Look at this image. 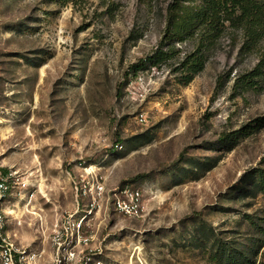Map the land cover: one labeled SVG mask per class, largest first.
I'll return each instance as SVG.
<instances>
[{
  "label": "rangeland",
  "instance_id": "1",
  "mask_svg": "<svg viewBox=\"0 0 264 264\" xmlns=\"http://www.w3.org/2000/svg\"><path fill=\"white\" fill-rule=\"evenodd\" d=\"M179 1L0 0V164L27 184L5 205L19 244L48 249L56 220L91 204L99 180L109 209L89 233L105 264H264V193L243 190L264 169V126L235 144L264 117V83H236L264 43L245 50L228 27L184 84L176 66L198 38L167 32ZM170 46L173 59L131 68ZM125 184L144 188L139 217L108 201Z\"/></svg>",
  "mask_w": 264,
  "mask_h": 264
},
{
  "label": "trees",
  "instance_id": "2",
  "mask_svg": "<svg viewBox=\"0 0 264 264\" xmlns=\"http://www.w3.org/2000/svg\"><path fill=\"white\" fill-rule=\"evenodd\" d=\"M228 27L241 31L244 36L243 49L251 51L261 48L264 43V0H180L177 3L169 15L167 32L171 33V38L177 35L180 40H183L184 35L198 38L195 48L176 66V70L181 72V81L184 84H189L194 76L203 70L207 61V50ZM175 49L174 46L167 49L161 47L151 57L142 59L131 68L137 73L144 69L149 61L157 65L173 59L176 55ZM236 83L245 89H255L264 83V53L256 67L239 77ZM263 126L264 117L257 119L254 126L249 125V128L235 131V144L241 136H246ZM226 136L223 135L221 139L226 140ZM246 183L251 186L243 188L246 194L264 193V169L249 172ZM241 255L245 262L250 261L248 256H243V253ZM225 260L228 263H239L232 252L225 255Z\"/></svg>",
  "mask_w": 264,
  "mask_h": 264
},
{
  "label": "built area",
  "instance_id": "3",
  "mask_svg": "<svg viewBox=\"0 0 264 264\" xmlns=\"http://www.w3.org/2000/svg\"><path fill=\"white\" fill-rule=\"evenodd\" d=\"M117 147L122 148V143ZM73 182L77 199H83L87 194L88 181L84 178ZM26 187L16 171L0 164V264H105L100 258V249L93 245L94 235L89 233L92 220L102 210L109 209L101 207L104 204L102 197L107 191L99 180L94 182L91 204H79L72 211L63 213L54 223L49 248L43 250L19 244L8 230L5 205L11 198L17 197L19 189ZM108 201L113 203L118 213L139 217L144 211V188L133 184L116 187L108 196Z\"/></svg>",
  "mask_w": 264,
  "mask_h": 264
}]
</instances>
